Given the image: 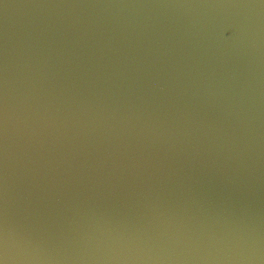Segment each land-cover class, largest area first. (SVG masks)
I'll return each instance as SVG.
<instances>
[{"label": "water", "instance_id": "95a60500", "mask_svg": "<svg viewBox=\"0 0 264 264\" xmlns=\"http://www.w3.org/2000/svg\"><path fill=\"white\" fill-rule=\"evenodd\" d=\"M0 264H264V0H0Z\"/></svg>", "mask_w": 264, "mask_h": 264}]
</instances>
